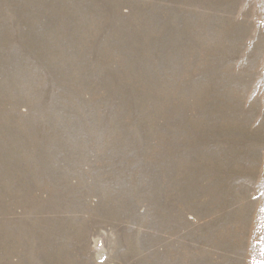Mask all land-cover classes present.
I'll return each mask as SVG.
<instances>
[{"label": "rangeland", "instance_id": "obj_1", "mask_svg": "<svg viewBox=\"0 0 264 264\" xmlns=\"http://www.w3.org/2000/svg\"><path fill=\"white\" fill-rule=\"evenodd\" d=\"M0 264H264V0H0Z\"/></svg>", "mask_w": 264, "mask_h": 264}]
</instances>
